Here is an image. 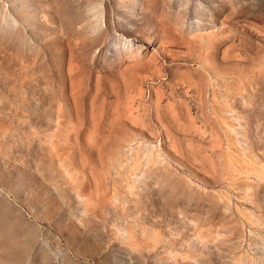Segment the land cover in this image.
Returning a JSON list of instances; mask_svg holds the SVG:
<instances>
[{"label":"rangeland","instance_id":"obj_1","mask_svg":"<svg viewBox=\"0 0 264 264\" xmlns=\"http://www.w3.org/2000/svg\"><path fill=\"white\" fill-rule=\"evenodd\" d=\"M0 264H264V0H0Z\"/></svg>","mask_w":264,"mask_h":264}]
</instances>
